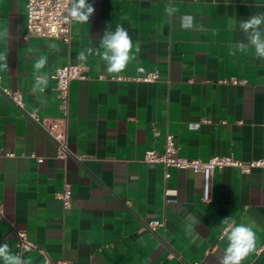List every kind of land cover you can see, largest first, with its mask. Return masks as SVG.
Wrapping results in <instances>:
<instances>
[{"label":"crops","instance_id":"obj_1","mask_svg":"<svg viewBox=\"0 0 264 264\" xmlns=\"http://www.w3.org/2000/svg\"><path fill=\"white\" fill-rule=\"evenodd\" d=\"M26 3L0 0L1 86L20 93L26 111L57 119L52 76L72 64L87 68V79L71 83L72 156L64 158L0 90V243L16 254L14 224L35 244L21 256L28 264H218L235 222L255 233L241 264H264V168L216 170L212 201L203 203L201 174L143 161L164 151L168 135L181 157L264 159V59L234 47L244 40L240 20L264 13V0H89L95 12L89 23L72 21L70 46L25 39ZM186 16L190 28L181 26ZM117 25L133 41L123 71L109 73L98 56L78 61ZM41 57L47 63L34 71ZM149 72L156 82L135 80ZM37 77H46L44 91ZM66 184L68 210L56 198ZM154 220L163 226L151 232L145 224Z\"/></svg>","mask_w":264,"mask_h":264},{"label":"built area","instance_id":"obj_2","mask_svg":"<svg viewBox=\"0 0 264 264\" xmlns=\"http://www.w3.org/2000/svg\"><path fill=\"white\" fill-rule=\"evenodd\" d=\"M71 6V0H27L26 3V17H27V34L25 39L30 37L36 38H55L60 39L63 43L70 46L72 42L71 23H66L64 20L67 10ZM141 73L144 70H139ZM87 68L80 65L68 64L59 68L52 79L56 83L57 97L59 100L60 117L57 119H45L35 112H28L25 110V104L22 95L18 92L8 90L1 86L2 76H0V90L9 98L25 115L30 118L35 124L40 126L46 135L56 144L58 150V157L64 158L72 156L68 142V121L70 115V90L71 83L77 80L87 79ZM159 76L156 72H149L144 77L136 78V81H143L147 83L156 82ZM235 84L238 81H233ZM180 148L177 145L173 136L168 135L165 141V149L159 153L157 151H147L144 155L143 161L149 164H160L164 168H175L180 170H191L195 173L201 174L202 196L203 203H210L213 194V175L216 170L224 168H238L243 173H250L254 169L264 168V159L242 161L235 159L232 156H212L208 161L200 159H189L181 157L179 154ZM3 150L0 148V155ZM13 156L12 153L6 154ZM37 158L36 156H33ZM39 163L43 162L42 158H37ZM169 174H166V178ZM172 192L167 190L165 195H170ZM56 198L62 202L63 208L68 210L73 205V191L69 184L64 185L60 192L56 193ZM168 202L175 203V200ZM5 218V211L0 204V219ZM163 226V222L154 220L145 224V227L151 231L156 232L158 227ZM12 233L16 241V254L22 256L23 253L35 248V244L30 240L28 233L25 230L16 228L11 224ZM227 227L224 234L229 230ZM262 248L258 249L260 252ZM44 264H78L69 260L51 261L45 260Z\"/></svg>","mask_w":264,"mask_h":264},{"label":"clouds","instance_id":"obj_3","mask_svg":"<svg viewBox=\"0 0 264 264\" xmlns=\"http://www.w3.org/2000/svg\"><path fill=\"white\" fill-rule=\"evenodd\" d=\"M175 12V9H168ZM95 12V8L89 0H71V6L64 17L66 23L76 21L78 23H89ZM193 18L190 16L181 19V26L192 27ZM244 35V40L235 44V49L241 53L253 50L257 59H264V13H256L246 19H242L238 25ZM133 48V41L128 31L121 25L115 30L106 29L100 37L98 47H87L77 54L78 61L85 62L89 56H98L105 62L109 73L123 71ZM136 51H139L137 45ZM235 54V52H233ZM6 57L0 55V60ZM47 63L46 57L39 58L34 64V71L44 68ZM6 67V65H2ZM37 83L42 84L41 91L47 87V79L37 77ZM227 222V218L224 219ZM191 227V226H189ZM228 245L223 254L218 257V264H241V261L255 248V233L244 224H235L227 236ZM0 259L4 264H28V262L17 254H13L7 243H0Z\"/></svg>","mask_w":264,"mask_h":264}]
</instances>
